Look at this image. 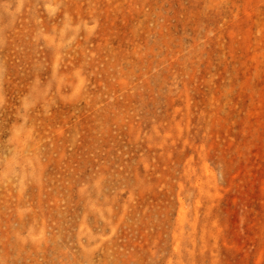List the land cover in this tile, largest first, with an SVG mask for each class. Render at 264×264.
I'll return each instance as SVG.
<instances>
[{"label": "rangeland", "instance_id": "1", "mask_svg": "<svg viewBox=\"0 0 264 264\" xmlns=\"http://www.w3.org/2000/svg\"><path fill=\"white\" fill-rule=\"evenodd\" d=\"M0 264H264V0H0Z\"/></svg>", "mask_w": 264, "mask_h": 264}]
</instances>
